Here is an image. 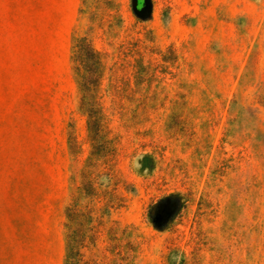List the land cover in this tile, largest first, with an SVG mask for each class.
Wrapping results in <instances>:
<instances>
[{
  "label": "rangeland",
  "instance_id": "1",
  "mask_svg": "<svg viewBox=\"0 0 264 264\" xmlns=\"http://www.w3.org/2000/svg\"><path fill=\"white\" fill-rule=\"evenodd\" d=\"M82 1L0 0V264H65L89 155L72 63ZM94 44L126 204L86 261L264 264V0H115ZM170 194L187 207L173 232L146 217Z\"/></svg>",
  "mask_w": 264,
  "mask_h": 264
},
{
  "label": "trees",
  "instance_id": "2",
  "mask_svg": "<svg viewBox=\"0 0 264 264\" xmlns=\"http://www.w3.org/2000/svg\"><path fill=\"white\" fill-rule=\"evenodd\" d=\"M113 1H82L80 17L84 25L81 31H77L73 44L72 63L79 92V113L86 121L89 155L78 172L80 186L65 211V264H92L86 261L84 250L97 239L98 226L104 222L106 211L111 212L126 204L125 198L120 199L122 205L115 202L120 196L121 180L118 178V150L104 103L103 82L108 69L102 52L94 44V35L98 29L102 30ZM69 149L75 158L82 154L76 138H70ZM102 180H106L105 185ZM125 190L129 192L127 188ZM80 198L84 199L83 203ZM173 198L175 195H166L147 208V220L155 219L153 211L156 209L167 232H173L179 221L176 208L187 209L181 201Z\"/></svg>",
  "mask_w": 264,
  "mask_h": 264
}]
</instances>
